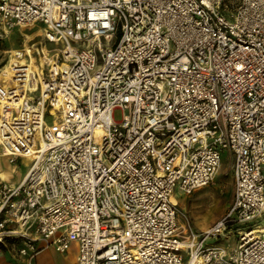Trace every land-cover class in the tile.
Here are the masks:
<instances>
[{
  "label": "built area",
  "instance_id": "2783aa9c",
  "mask_svg": "<svg viewBox=\"0 0 264 264\" xmlns=\"http://www.w3.org/2000/svg\"><path fill=\"white\" fill-rule=\"evenodd\" d=\"M230 4L0 0V42L40 23L56 46L47 65L37 47L0 68L2 153L31 160L0 180V246L29 262L76 243L78 264H264V0ZM225 152L232 205L197 231L174 195L214 183Z\"/></svg>",
  "mask_w": 264,
  "mask_h": 264
},
{
  "label": "rangeland",
  "instance_id": "374dc122",
  "mask_svg": "<svg viewBox=\"0 0 264 264\" xmlns=\"http://www.w3.org/2000/svg\"><path fill=\"white\" fill-rule=\"evenodd\" d=\"M237 1L238 0H226L227 3L231 2L230 7L232 5L235 7ZM42 27L40 23H35L30 26L17 27L10 30L0 42V68L8 63L10 54L13 50L23 48L34 50L37 47H41L40 50L42 48L45 49L47 59H44V61L47 65V63L54 58L53 52H50V50L56 48V46L52 43L46 44L44 42L40 33L43 30ZM33 58H36L37 61L39 60L36 53H33ZM37 95L38 92L36 93V96ZM121 117V112L117 111L115 113V119L120 120ZM45 121L50 126L58 122L57 117L53 115H47ZM30 161V158H19L16 160L15 164L20 172H24ZM0 162L6 164L4 158H0ZM233 198L234 179L232 161L229 158L228 152L223 154L222 164L214 183L207 187L197 189L189 195H184L179 192H176L174 195L176 203L187 214L193 228L197 231H201L203 227L214 223L226 215L232 205ZM263 223L264 218L257 222L256 228L262 227ZM214 241H216V239L211 238L210 242L212 243ZM221 242L234 246L236 244V238L231 236L229 240H221ZM74 252L75 249H72L65 255L60 256L50 250L39 256L36 264H73L72 256H74Z\"/></svg>",
  "mask_w": 264,
  "mask_h": 264
},
{
  "label": "crops",
  "instance_id": "0c3cea01",
  "mask_svg": "<svg viewBox=\"0 0 264 264\" xmlns=\"http://www.w3.org/2000/svg\"><path fill=\"white\" fill-rule=\"evenodd\" d=\"M23 49H26V48H23ZM26 50L27 51H31V52L34 53V51L31 50V49H26ZM1 151L2 150H1V147H0V158H4L6 160V164H2L0 162V166H1V168L3 170L10 171V176L7 179L0 178V180L3 179V180L11 182L13 184L19 183L22 180V178L25 176V174H26V172L28 170V166H26V170L24 172H20V170H18L17 165L15 164L16 161L12 162V161H10L9 157L6 156L7 157L6 158L4 156H1V153H2ZM7 162H9V163H7ZM14 169H15V171H14ZM0 171H1V169H0ZM11 174H12V176H11ZM220 219H218L214 223L209 224L208 226L203 227V229H201V230H206V229L210 228L216 222H218ZM72 249H75L74 256H72L73 264H78V260H77L78 249H77V244L76 243H73L71 245L70 249L67 252H70ZM50 250L52 252H54L55 254H58L60 256H63V255H65L67 253V252L60 253V252H57L54 248H48V249H45V250L41 251L37 256H35V258L31 262H29L26 258H23V257L17 255L16 253L14 254V252H12L9 248H6L4 246H0V264H36L37 260H38V257L41 256L43 253H46L47 251H50Z\"/></svg>",
  "mask_w": 264,
  "mask_h": 264
},
{
  "label": "bare ground",
  "instance_id": "6f19581e",
  "mask_svg": "<svg viewBox=\"0 0 264 264\" xmlns=\"http://www.w3.org/2000/svg\"><path fill=\"white\" fill-rule=\"evenodd\" d=\"M6 70L8 71V68H6ZM36 70H38V67L37 66H35L34 65V63H32L31 65H29V67H28V73H27V75H25L23 78H24V81H23V87H26L27 86V81H28V79H29V77H31V74L33 73V72H35ZM29 75V76H28ZM1 110V109H0ZM2 152V151H1ZM1 156H4V157H6L5 156V154H3V153H1ZM7 158V157H6ZM8 163V162H7ZM13 166V165H12ZM0 169H1V171H0V178H3V179H7V178H9V176H10V171H5V170H3L2 168H1V166H0ZM12 170V169H11ZM14 171H15V169H14ZM11 176H12V174H11ZM173 200L175 201V199L173 198ZM176 202V201H175ZM259 232V231H261V229H259V230H255L254 232Z\"/></svg>",
  "mask_w": 264,
  "mask_h": 264
}]
</instances>
